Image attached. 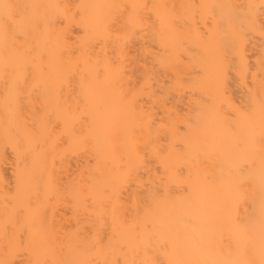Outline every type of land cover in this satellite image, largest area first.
<instances>
[{"label":"bare ground","instance_id":"obj_1","mask_svg":"<svg viewBox=\"0 0 264 264\" xmlns=\"http://www.w3.org/2000/svg\"><path fill=\"white\" fill-rule=\"evenodd\" d=\"M0 264H264V0H0Z\"/></svg>","mask_w":264,"mask_h":264}]
</instances>
